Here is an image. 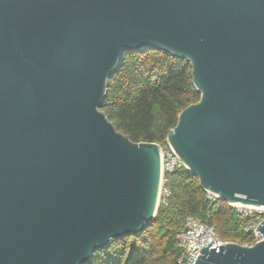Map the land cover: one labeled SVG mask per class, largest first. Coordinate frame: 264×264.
<instances>
[{"label":"water","instance_id":"1","mask_svg":"<svg viewBox=\"0 0 264 264\" xmlns=\"http://www.w3.org/2000/svg\"><path fill=\"white\" fill-rule=\"evenodd\" d=\"M145 47L186 59L200 94L167 148L206 193L264 207V0H0V264H87L152 222L161 146L101 110ZM255 230L193 264H264Z\"/></svg>","mask_w":264,"mask_h":264},{"label":"trees","instance_id":"2","mask_svg":"<svg viewBox=\"0 0 264 264\" xmlns=\"http://www.w3.org/2000/svg\"><path fill=\"white\" fill-rule=\"evenodd\" d=\"M189 62L164 50H128L108 80L101 110L118 131L134 142H155L167 148L166 134L177 115L199 99ZM169 190L152 222L138 235L113 239L87 264H177L182 253L177 232L188 216L206 220L222 241L251 244L247 218L226 201L210 200L198 179L183 166L165 174Z\"/></svg>","mask_w":264,"mask_h":264},{"label":"built area","instance_id":"3","mask_svg":"<svg viewBox=\"0 0 264 264\" xmlns=\"http://www.w3.org/2000/svg\"><path fill=\"white\" fill-rule=\"evenodd\" d=\"M182 166L180 159L169 148L161 147V188L159 194V202L166 203V197L169 190L164 187L167 178L165 174ZM210 200L217 199V196L206 193ZM241 216L247 218L245 230L253 234V242L261 239V234L255 230L261 220L264 218V207H253L246 205H232ZM213 238V239H212ZM177 239L182 253L177 260V264H193L195 256L199 254L200 248L207 244L210 248L216 245H222L225 241L220 240L213 228L206 220L188 216L185 219L184 226L177 232ZM252 242V243H253Z\"/></svg>","mask_w":264,"mask_h":264}]
</instances>
